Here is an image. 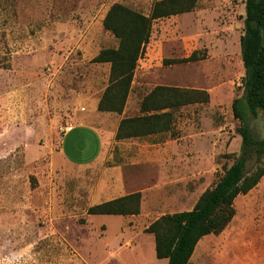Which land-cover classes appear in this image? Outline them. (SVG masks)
I'll return each instance as SVG.
<instances>
[{
    "label": "rangeland",
    "instance_id": "374dc122",
    "mask_svg": "<svg viewBox=\"0 0 264 264\" xmlns=\"http://www.w3.org/2000/svg\"><path fill=\"white\" fill-rule=\"evenodd\" d=\"M157 1L0 0V264H166L146 228L191 210L239 156L232 103L243 94L245 0H195L191 11L155 20L122 113L97 111L110 64L92 59L117 47L103 28L107 11L119 3L148 15ZM194 51L203 58L163 63ZM156 86L203 91L208 101L175 111L168 132L116 140L120 120L141 115ZM76 124L102 138L87 163L62 152ZM250 125L264 138L261 115ZM246 169H256L254 156ZM134 192L138 215L86 213ZM189 264H264V177Z\"/></svg>",
    "mask_w": 264,
    "mask_h": 264
},
{
    "label": "trees",
    "instance_id": "16d2710c",
    "mask_svg": "<svg viewBox=\"0 0 264 264\" xmlns=\"http://www.w3.org/2000/svg\"><path fill=\"white\" fill-rule=\"evenodd\" d=\"M195 0H160L145 15L119 3L107 11L102 24L117 41V47L101 49L93 63L110 64L108 85L98 100L97 111L120 115L125 107L134 71L149 42L155 20L187 13ZM242 96L232 103L241 151L226 168L215 185L203 192L189 211L162 215L146 232L154 238L158 260L167 264H189L199 242L223 231L234 215V202L254 189L264 177V138L254 137L252 118L261 115L264 123V0H245L244 31L240 38ZM203 57L192 52L188 57L164 61V64H186ZM203 91L156 86L140 102L139 116L120 120L115 139L139 138L168 132L175 122V111L182 106L207 102ZM255 157L256 169L248 173L246 164ZM141 195L130 193L90 206V216H135L139 214Z\"/></svg>",
    "mask_w": 264,
    "mask_h": 264
},
{
    "label": "crops",
    "instance_id": "0c3cea01",
    "mask_svg": "<svg viewBox=\"0 0 264 264\" xmlns=\"http://www.w3.org/2000/svg\"><path fill=\"white\" fill-rule=\"evenodd\" d=\"M71 142L76 144L78 149L71 151ZM101 148V136L97 131L84 124H76L70 131L63 134L62 152L68 160L74 163H87L94 160L99 155Z\"/></svg>",
    "mask_w": 264,
    "mask_h": 264
}]
</instances>
